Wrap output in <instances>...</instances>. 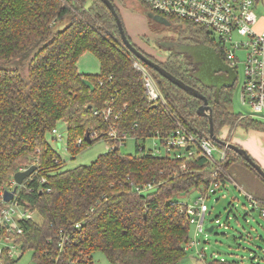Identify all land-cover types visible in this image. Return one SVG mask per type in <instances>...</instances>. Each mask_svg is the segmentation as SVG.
Returning <instances> with one entry per match:
<instances>
[{
    "label": "trees",
    "instance_id": "obj_1",
    "mask_svg": "<svg viewBox=\"0 0 264 264\" xmlns=\"http://www.w3.org/2000/svg\"><path fill=\"white\" fill-rule=\"evenodd\" d=\"M112 1L122 18L118 1ZM141 1L152 22L178 24V42H207L221 51L208 28L161 14ZM125 30L140 50L208 97L217 136L232 141L228 132L235 124L264 132L260 119L231 109L234 85L222 87L217 101L215 87L196 75L190 55L158 41L170 51L160 59L136 43L126 26ZM88 51L99 60L98 73L79 70V59ZM135 60L102 0H0V214L11 203L3 200V191L13 188L14 173L37 165L12 199L35 211L34 216L17 219L20 232L0 229V237L8 234L21 255L30 250L28 264H93L97 251L113 264H177L187 255L194 235L186 204L177 197L193 188L207 189L209 158L154 153L139 143L136 152L126 153L109 132L114 128L136 140L153 135L162 139L181 122L210 137L209 121L197 111L201 98L138 60L163 94L162 99L148 100ZM108 106L113 113L105 117L102 111ZM62 122L66 149L73 157L101 138L110 149L90 163L63 169L64 161L48 136ZM227 126L230 129L222 133ZM86 131L91 143L84 138ZM214 142L226 148V170L238 161L264 181L240 153ZM0 248V264H13L21 257L10 256L9 246Z\"/></svg>",
    "mask_w": 264,
    "mask_h": 264
},
{
    "label": "rangeland",
    "instance_id": "obj_2",
    "mask_svg": "<svg viewBox=\"0 0 264 264\" xmlns=\"http://www.w3.org/2000/svg\"><path fill=\"white\" fill-rule=\"evenodd\" d=\"M116 1H118V7L131 38L136 43H140L139 45L143 49L155 54L160 59H164L170 51L159 47L158 41L165 45L172 44L174 41L178 42V38H180L178 24H170L166 21L164 23L152 22L141 0ZM256 14L258 21L264 22V6L257 7ZM143 35L146 36L142 38ZM210 36L217 38V35L212 31ZM237 54L240 56V61L236 65L238 76L232 89L231 109L236 113L247 114L251 112V107L244 105L241 101V87L245 76L244 50H238ZM78 65L86 73H98L100 71L98 58L89 51L80 57ZM254 113L255 117L264 122L262 111ZM57 127L64 135L67 134L66 125L63 122L59 123ZM223 129L222 133L226 134L230 128L227 126ZM254 132L253 129H245L235 124L228 133L232 142L239 141L245 145L250 144L256 149L259 146L264 151V132H258L257 138L253 140L251 136ZM48 136L51 145L58 151L64 161L63 169L90 163L100 153L111 147L108 141L101 138L86 146L73 157L66 149L65 139L60 145L53 134ZM138 143L140 145L144 144L146 149L157 147L164 149L158 136H149L143 141L142 139L136 140L130 135L126 136L120 144V149L126 153H134ZM249 153L254 157L250 151ZM257 161L259 162V160ZM259 163L261 164V162ZM227 172L231 180L227 181L226 186L220 187L211 193L207 199L209 211L204 220V231L199 232L197 235L198 247L204 253L203 258L197 254L196 247H194L195 249L188 252L177 264H220L221 261L232 262L233 260H237L241 264H249L252 261L264 263V217L260 214L258 208L253 207L245 193L246 190L264 200V181L247 165L238 161L229 167ZM200 191L198 188H193L189 193L181 195L177 199L191 203ZM211 225L214 226L213 230L207 231L206 229ZM191 226L194 235V225ZM0 246H9L16 256L21 253L18 247L4 238L0 239ZM31 261L32 252L26 250L13 264H28ZM93 264L113 263L107 259L103 252L97 251L93 254Z\"/></svg>",
    "mask_w": 264,
    "mask_h": 264
},
{
    "label": "built area",
    "instance_id": "obj_3",
    "mask_svg": "<svg viewBox=\"0 0 264 264\" xmlns=\"http://www.w3.org/2000/svg\"><path fill=\"white\" fill-rule=\"evenodd\" d=\"M143 1L161 14L174 15L189 20L215 33L221 52L235 69L238 61H240L237 51L244 50L245 76L241 87V101L244 105L251 107L249 115L255 117L254 112L256 111H262L264 114V26L261 30L256 28L259 22L256 8L264 6V0ZM134 64L143 74V84L148 100L162 99L163 94L152 73L138 60H135ZM94 112L99 113V109H95ZM102 112L105 117H109L113 113V109L108 106ZM118 115L119 113H116L115 118ZM52 134L60 142V145L64 139L66 140L67 134L64 135L57 126L53 128ZM109 136L122 143L128 134L125 131L119 133L116 129L112 128ZM159 139L164 149L162 150L161 147L149 148L154 153H168L176 157H182L183 155L197 157L205 155L212 163L209 170L211 181L207 189L200 191L191 203L179 200V203L186 204L190 223L194 225L195 230L193 240L187 245V248L196 247L197 254L203 258L204 253L198 247L199 240L197 235L199 232L204 231L203 224L209 211L207 199L211 193L220 187L226 186L227 181L231 180L223 165V160L227 156L226 148L218 146L210 137H205L191 131L181 122H178V125L170 135L162 139L159 137ZM81 141L82 138H79L78 142L80 143ZM181 168H186L185 163L181 164ZM42 180L44 181L45 178ZM246 195L253 207L258 208L260 214L264 217V200L251 193H246ZM10 202L0 214V229L5 228L7 231H10L16 228L20 232L21 229L17 225V219L22 217L32 218L35 211L19 206L16 200H11ZM76 225L78 226L79 223ZM1 238L10 241L8 234ZM9 254L10 256H16L12 248H10Z\"/></svg>",
    "mask_w": 264,
    "mask_h": 264
},
{
    "label": "water",
    "instance_id": "obj_4",
    "mask_svg": "<svg viewBox=\"0 0 264 264\" xmlns=\"http://www.w3.org/2000/svg\"><path fill=\"white\" fill-rule=\"evenodd\" d=\"M108 8L111 10L112 14L114 15L118 29L121 35V39L123 44L127 47V49L140 61L144 62L146 65L154 68L157 70L160 74L171 80L173 83L177 84L181 88H183L188 93L192 94L193 96H196L198 98H201L203 100V103L199 105L197 111L201 115H205L208 118L209 121V133L210 137L229 148H232L236 150L238 153H240L247 162L257 170V172L264 178V167L257 161L255 158L249 153V151L242 145L223 139L215 133L214 130V121H213V114H212V106L209 103L208 97L201 92L198 88L194 87L191 84L186 83L183 79L177 77L175 74L170 72L168 69H166L163 65H161L159 62L155 61L151 57H149L147 54H145L142 50H140L129 38V36L126 33L125 26L123 23V20L121 16L119 15L116 6L112 0H102ZM167 47H172L175 50L186 53L188 55L192 56H198L199 59H194L193 61H201L200 69L196 72V75L207 85L214 86L215 87V95L216 100H219V93L222 87L228 86L231 87L234 85L236 79H237V71L236 69L228 62H226L222 56L217 52L214 48H204V43H199L197 46L202 49L200 53L193 52L195 44H185L181 42H173L172 44H166ZM201 70L205 71L208 75L203 76ZM85 140L89 143L92 142V137L89 131H86ZM37 168L36 164H31L26 168L20 169L14 173V181L15 184L13 188L8 189L6 188L3 191V200L8 202L11 201L15 197V193L18 189V186L23 184L25 179L29 177L32 172ZM214 228L213 225L208 227L207 231H212ZM21 254H19V257Z\"/></svg>",
    "mask_w": 264,
    "mask_h": 264
},
{
    "label": "crops",
    "instance_id": "obj_5",
    "mask_svg": "<svg viewBox=\"0 0 264 264\" xmlns=\"http://www.w3.org/2000/svg\"><path fill=\"white\" fill-rule=\"evenodd\" d=\"M263 26H264V22H258V24H257V26H256V28L258 29V30H261L262 28H263ZM138 44H140V43H138ZM86 53V52H85ZM78 64H79V62H78ZM78 67H79V70L80 71H82V72H85V71H83L82 70V68L78 65ZM251 113V112H250ZM250 113H247L248 115L250 114ZM257 133H258V131H255L254 132V134H252V136H251V138L254 140V138H257L256 137V135H257ZM239 142V141H238ZM243 142H240V144H242ZM242 146H244L245 148H247V150H249L253 155H254V157L257 159V160H259V162H261V164H262V166L264 167V151L262 150V148L261 147H257V149L254 147V146H252V145H245V144H242ZM245 193H250V192H247L246 190H245ZM193 249H195L194 248V246H192V247H188L187 248V253L188 252H191V250H193ZM195 251V250H194Z\"/></svg>",
    "mask_w": 264,
    "mask_h": 264
},
{
    "label": "flooded vegetation",
    "instance_id": "obj_6",
    "mask_svg": "<svg viewBox=\"0 0 264 264\" xmlns=\"http://www.w3.org/2000/svg\"><path fill=\"white\" fill-rule=\"evenodd\" d=\"M199 43H204V48L203 49H207V48H214L217 52H219V54L222 56V58L226 61V62H228V60L221 54V51H219L216 47H215V45H213V44H211V43H207V42H196V43H193V44H195L196 46H194V48H193V52H196V53H200L201 52V50L202 49H200L198 46H197V44H199ZM194 59H199V57L198 56H192L191 55V60H192V62L194 63V64H196V66H197V70H196V72L200 69L199 67H200V65H201V61L199 62V61H193ZM229 63V62H228ZM200 73H202V75L203 76H206L207 77V73L203 70H201V72Z\"/></svg>",
    "mask_w": 264,
    "mask_h": 264
}]
</instances>
